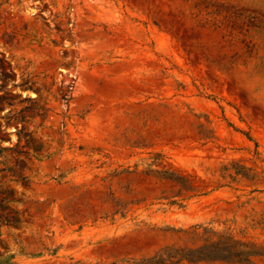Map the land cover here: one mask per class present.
I'll return each instance as SVG.
<instances>
[{"label": "rangeland", "instance_id": "obj_1", "mask_svg": "<svg viewBox=\"0 0 264 264\" xmlns=\"http://www.w3.org/2000/svg\"><path fill=\"white\" fill-rule=\"evenodd\" d=\"M0 264H264V0H0Z\"/></svg>", "mask_w": 264, "mask_h": 264}, {"label": "bare ground", "instance_id": "obj_2", "mask_svg": "<svg viewBox=\"0 0 264 264\" xmlns=\"http://www.w3.org/2000/svg\"><path fill=\"white\" fill-rule=\"evenodd\" d=\"M119 80V79H118ZM117 80V83L119 82L120 86H123L125 85L126 83H129L128 79L127 78H123V79H120L119 81ZM118 85V84H117ZM119 86V85H118ZM126 87V86H125ZM113 118V117H112ZM118 118V117H117ZM104 120L108 119V116H106L105 118H103ZM118 120V119H117ZM101 130H106V124L105 123H102L101 127H100Z\"/></svg>", "mask_w": 264, "mask_h": 264}]
</instances>
